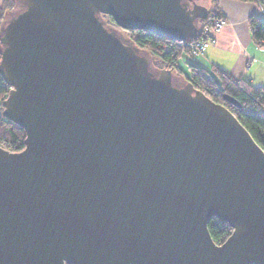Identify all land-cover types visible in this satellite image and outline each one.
<instances>
[{
    "label": "water",
    "instance_id": "obj_1",
    "mask_svg": "<svg viewBox=\"0 0 264 264\" xmlns=\"http://www.w3.org/2000/svg\"><path fill=\"white\" fill-rule=\"evenodd\" d=\"M19 1L0 24L3 113L26 132L0 145V264H264V149L121 32L193 41L208 7Z\"/></svg>",
    "mask_w": 264,
    "mask_h": 264
},
{
    "label": "trees",
    "instance_id": "obj_2",
    "mask_svg": "<svg viewBox=\"0 0 264 264\" xmlns=\"http://www.w3.org/2000/svg\"><path fill=\"white\" fill-rule=\"evenodd\" d=\"M205 4L209 9L207 18L200 21L201 32L193 41H178L165 36H159L151 31L134 29L127 30L126 34L141 49L149 52L153 66L156 68H171L176 74L191 81L195 87L204 91L210 98L225 104L249 130L254 139L264 149V86L254 85L248 78L235 77L230 71L216 63L206 68L190 64V74L181 69L178 62L183 55L198 53L193 45L197 40L211 38L206 32L211 28V22L224 19L219 9L218 0H196ZM256 1V0H242ZM19 0H2L0 4V24L6 15L18 8ZM107 23L116 25L110 15H103ZM252 37L254 41L264 46V18L253 14L249 18ZM1 48V42H0ZM9 85L0 76V145L10 150H20L24 147L26 132L24 128L4 116L3 101L7 96ZM233 97L240 105L234 104L226 98ZM208 228L215 242H223L232 232L233 228L227 222L212 217Z\"/></svg>",
    "mask_w": 264,
    "mask_h": 264
},
{
    "label": "crops",
    "instance_id": "obj_3",
    "mask_svg": "<svg viewBox=\"0 0 264 264\" xmlns=\"http://www.w3.org/2000/svg\"><path fill=\"white\" fill-rule=\"evenodd\" d=\"M218 2L224 24L212 34L209 45L202 53L183 55L179 59V66L190 74V64L208 68L216 63L235 77L248 78L254 85L264 86V46L254 41L249 23V18L258 13L257 2Z\"/></svg>",
    "mask_w": 264,
    "mask_h": 264
},
{
    "label": "built area",
    "instance_id": "obj_4",
    "mask_svg": "<svg viewBox=\"0 0 264 264\" xmlns=\"http://www.w3.org/2000/svg\"><path fill=\"white\" fill-rule=\"evenodd\" d=\"M258 3L257 9H258V15L264 18V0H256ZM225 22V19H218L211 22L212 27L207 29V33L209 36H211L216 30H218ZM209 38L197 40L195 44L193 45L195 48L198 49V53H201L203 49L209 45Z\"/></svg>",
    "mask_w": 264,
    "mask_h": 264
},
{
    "label": "rangeland",
    "instance_id": "obj_5",
    "mask_svg": "<svg viewBox=\"0 0 264 264\" xmlns=\"http://www.w3.org/2000/svg\"><path fill=\"white\" fill-rule=\"evenodd\" d=\"M22 3H23V0H22ZM257 5H258V3H257ZM22 7H23L22 4H19V5H18V9H21ZM121 32H123L125 35H127L126 32H125L124 30H121ZM201 53H202V52H201Z\"/></svg>",
    "mask_w": 264,
    "mask_h": 264
},
{
    "label": "flooded vegetation",
    "instance_id": "obj_6",
    "mask_svg": "<svg viewBox=\"0 0 264 264\" xmlns=\"http://www.w3.org/2000/svg\"><path fill=\"white\" fill-rule=\"evenodd\" d=\"M122 30V29H121ZM125 32L127 31V30H124Z\"/></svg>",
    "mask_w": 264,
    "mask_h": 264
}]
</instances>
